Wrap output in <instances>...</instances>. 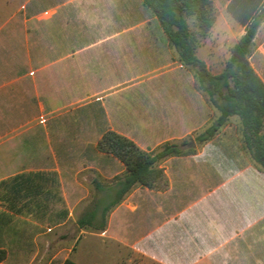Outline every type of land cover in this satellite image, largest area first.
I'll use <instances>...</instances> for the list:
<instances>
[{
	"label": "crops",
	"instance_id": "obj_1",
	"mask_svg": "<svg viewBox=\"0 0 264 264\" xmlns=\"http://www.w3.org/2000/svg\"><path fill=\"white\" fill-rule=\"evenodd\" d=\"M211 1L216 18L196 55L219 75L245 27L228 10L232 0ZM32 8L7 22L16 34L0 35V264H264V170L241 119L194 141L220 113L143 0ZM187 23L198 25L193 16ZM253 43L248 60L264 83V18ZM63 101L71 116L60 115ZM55 118L68 124L50 128ZM109 130L147 152L184 140L195 151L160 163L166 190L135 184L104 214L125 173L96 147ZM93 201L99 209L88 214ZM90 214L97 225H79Z\"/></svg>",
	"mask_w": 264,
	"mask_h": 264
},
{
	"label": "trees",
	"instance_id": "obj_2",
	"mask_svg": "<svg viewBox=\"0 0 264 264\" xmlns=\"http://www.w3.org/2000/svg\"><path fill=\"white\" fill-rule=\"evenodd\" d=\"M143 2L158 18L170 44L176 49L178 61L194 72L195 80L197 79L196 87L204 95L208 94L207 101L213 104L217 95L226 102L218 108L220 115L216 123L198 134L194 141L202 144L210 140L226 125L229 117L236 115L241 119L242 130L252 158L264 170V83L248 60L253 51L254 37L263 19L264 9L260 14L258 10L264 0H232L229 4V12L245 27V34L231 48L230 58L219 75H213L205 62L196 55L198 46L210 33L216 18L211 0H143ZM192 16L198 23L193 29L187 23V19ZM204 79L215 84L203 86L201 83H204ZM188 144L189 140L180 143L167 142L158 150L147 152L127 137L111 130L107 131L96 147L100 152L119 159L125 166V173L116 176L115 180L118 182L110 193L111 201L103 202L104 213L120 201L135 184L157 191L166 190L168 179L160 163L169 157L194 153L195 149L188 147ZM96 186L97 189L101 188L99 185ZM63 264L76 263L66 260Z\"/></svg>",
	"mask_w": 264,
	"mask_h": 264
},
{
	"label": "rangeland",
	"instance_id": "obj_3",
	"mask_svg": "<svg viewBox=\"0 0 264 264\" xmlns=\"http://www.w3.org/2000/svg\"><path fill=\"white\" fill-rule=\"evenodd\" d=\"M52 0H0V35L1 34H7V30H9V33L10 34H16V25L14 24L12 26V23H10L8 26L6 25L8 21H11V20H17V19H25V17L28 15H30L32 12H33V8L32 6L34 5L35 7H38V6H44L48 3H50ZM26 2H29L30 3V9L28 11H18L17 8L22 5L23 3H26ZM262 18H264V12L262 13ZM5 25V26H4ZM194 27H192L193 29ZM195 71H197L196 68H194ZM192 73L194 74V72L192 71ZM197 80V79H196ZM195 80V81H196ZM200 82V81H199ZM204 83H201L203 86H208L210 84H215L213 81H209L208 79H204L203 80ZM222 91V90H220ZM222 93H224V91H222ZM206 97L208 98V94H206ZM215 98V101L213 104H215V108L218 110V113H220L219 111V106L222 105V104H226V102L224 100H222L220 97H218L217 95L214 97ZM225 102V103H224ZM64 105H65V102H60L58 104L57 107H61L63 108L64 110L61 112L60 115H66V116H71L69 115V112L73 109L72 107L70 108H67L65 106L64 108ZM79 112V111H78ZM74 112H72L73 114ZM67 119L65 118H61V119H58V118H55L53 119L51 122L48 123V126L51 128V127H55V128H60L61 126H63L64 124L67 125ZM230 125L233 126V129L234 130H237L239 131L240 130V123H236V122H232L230 123ZM55 128H52V130H56ZM92 178L91 180L92 183H93V186H92V191L96 192L97 191V184H99L98 182V178L96 176H92L90 177ZM97 202L93 201L92 203H89L88 205L85 206V211H88V214L91 213L93 210H98V206H97ZM61 209L60 207V204H58V210ZM104 213V211H103ZM105 214V213H104ZM99 220H97L95 217H93L91 214L90 216H87V218H83L82 220H79V225L83 226V225H91V226H96L97 223H98ZM57 237H58V241L60 242H64V239L66 238V235L64 234V230L61 229L59 230L58 229V234H57ZM76 235H73V239H75ZM60 263V261H58V264Z\"/></svg>",
	"mask_w": 264,
	"mask_h": 264
},
{
	"label": "water",
	"instance_id": "obj_4",
	"mask_svg": "<svg viewBox=\"0 0 264 264\" xmlns=\"http://www.w3.org/2000/svg\"><path fill=\"white\" fill-rule=\"evenodd\" d=\"M195 144L194 143H192V146H194Z\"/></svg>",
	"mask_w": 264,
	"mask_h": 264
}]
</instances>
